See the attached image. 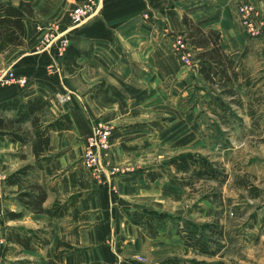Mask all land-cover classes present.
Wrapping results in <instances>:
<instances>
[{
	"label": "crops",
	"instance_id": "obj_1",
	"mask_svg": "<svg viewBox=\"0 0 264 264\" xmlns=\"http://www.w3.org/2000/svg\"><path fill=\"white\" fill-rule=\"evenodd\" d=\"M20 1L30 4L33 19L24 23V46L0 55V68L25 76L28 85L0 87V102L40 96L50 101L53 115L68 114L71 129L49 136L47 156L52 158L53 174L40 171L47 177L43 207L78 196V214L74 217L69 210L59 219L33 214L16 199L17 188L6 186L9 191L0 200V264H113L125 263L134 255L137 264L144 259L148 264L176 259L174 252H185L178 236L168 239L159 233L151 239L131 223L133 212L159 211L152 197L158 194L150 188L157 180L150 182L144 172L133 173L140 152L135 144L152 136L159 107L187 106L192 78L202 81L197 64L184 66L173 52L175 35L186 31L183 16L202 29L218 31L224 54L249 57L257 43L264 47V0H97L95 15L78 28L69 26V14L83 0H0L13 6ZM241 2L253 3L258 12L256 36L240 23ZM48 26H55L69 44L84 52L73 73L64 71L56 43L41 48ZM53 61L60 71L49 74L45 68ZM59 96L67 100L61 102ZM173 109L171 122L189 123L188 114L175 115ZM97 119L112 128L109 161L123 164L132 173L115 177L105 173L95 180L83 167L85 140ZM34 164L30 143L21 146L0 140L5 177ZM7 213L20 217L11 219ZM11 229L37 232L45 242L25 250L7 243L5 235ZM118 245L121 255L116 252Z\"/></svg>",
	"mask_w": 264,
	"mask_h": 264
},
{
	"label": "rangeland",
	"instance_id": "obj_2",
	"mask_svg": "<svg viewBox=\"0 0 264 264\" xmlns=\"http://www.w3.org/2000/svg\"><path fill=\"white\" fill-rule=\"evenodd\" d=\"M177 37L175 35L173 40ZM250 50L255 52L249 57H243L245 53L236 55L241 56L238 67L241 76L238 81L228 83L230 93H220L218 85H209L193 77L189 104L183 108H172L175 115L188 114L189 123L171 122L172 109L159 107L158 121L151 124L152 136L140 138L135 144L140 152L135 157L134 167L138 168H134L133 173L154 170L169 158L190 152L217 161L227 174L221 184L202 180L192 187L179 188L170 183L168 172H164L150 186L158 194L152 197L157 200L159 211L143 212L156 216L162 237L178 236L176 230L183 220L197 224L214 223L222 228V240L218 243L221 247L215 256H201L184 248V253L174 252V260H196L206 264H264V47L257 43ZM173 52L177 55L174 48ZM216 96L228 105L229 112L224 118L221 113L211 111L212 106H216ZM108 164L121 170L114 177L132 173L121 163L113 165L108 159ZM43 174L34 171L29 179L44 183L47 177ZM8 191L4 183L3 196ZM160 211L162 213L158 214ZM176 238L173 246L177 244ZM218 238L213 237L214 240ZM116 252L123 253L119 245ZM128 259L125 263L116 261L113 264L138 262L136 255ZM142 264H148V261L144 259Z\"/></svg>",
	"mask_w": 264,
	"mask_h": 264
},
{
	"label": "trees",
	"instance_id": "obj_3",
	"mask_svg": "<svg viewBox=\"0 0 264 264\" xmlns=\"http://www.w3.org/2000/svg\"><path fill=\"white\" fill-rule=\"evenodd\" d=\"M32 19L33 10L28 2L20 1L17 6L9 2H0V55L5 56L14 49L24 46V23ZM182 23L186 31L180 36H183L192 48L194 53L192 60L197 64L201 80L209 85H218L221 88L220 93H230V90H227L228 83L238 81L241 76L238 68L241 56L223 53L218 31L210 28L202 29L186 16H183ZM83 54L84 52L75 44H68L62 55L64 71L68 74L73 73L78 68L77 59ZM214 104L216 106H212V113H221L224 118V115L229 112L228 105L218 96L214 98ZM71 127L68 114L53 115L50 101L40 96L26 101L14 97L0 102V140L18 143L21 146L30 143L35 158L34 165H25L16 170L6 178L4 183L8 187L17 188L16 199L23 208L33 214H44L57 219L64 217L69 210L74 217L78 214V196L64 201L56 200L49 208H44L43 204L47 199L44 183L32 182L29 179L34 171H43L47 175L53 174L52 158L47 156L50 133L70 130ZM170 171H172L171 175H169ZM164 172H168L170 183L179 188L192 187L194 183L202 180L221 184L227 178L224 168L217 161L190 152L171 157L165 164L157 166L154 170L147 169L145 175L150 182H154ZM6 216L18 219L20 214L7 213ZM131 223L141 228L151 239L159 235L160 226L152 213L133 212ZM176 234L180 237L184 248L191 249L201 256L213 257L221 247L218 243L222 240V228L214 223L197 224L190 220H183L178 225ZM214 236L219 238L214 240ZM5 240L7 243L29 251L45 242V239L38 237L37 232L23 229L8 230ZM217 244L218 246H215ZM163 264L206 263L196 260H169Z\"/></svg>",
	"mask_w": 264,
	"mask_h": 264
},
{
	"label": "built area",
	"instance_id": "obj_4",
	"mask_svg": "<svg viewBox=\"0 0 264 264\" xmlns=\"http://www.w3.org/2000/svg\"><path fill=\"white\" fill-rule=\"evenodd\" d=\"M97 0H83L76 4L69 14V22L71 28H78L92 18L97 11ZM237 12L240 23L250 36H256L259 29L255 20L258 12L251 2H241L238 5ZM55 26H48L42 37L41 48H47L49 45L57 44L58 57H62L69 42L65 34L58 33L54 30ZM172 47L179 56L184 66H193L195 62L192 60V48L183 36H178L173 40ZM46 72L49 74L58 73L60 71L56 61L46 66ZM28 85V79L17 74L11 68H0V87H18L25 88ZM59 100L64 102L66 97L59 96ZM112 128L103 121L97 119L93 125L90 135L85 140V146L81 157L83 167L88 170L95 180H99L105 173L110 177L116 175L121 170L119 167L110 166L108 164V153L110 151V136ZM7 177L0 171V200L2 197V188ZM2 217L0 213V218Z\"/></svg>",
	"mask_w": 264,
	"mask_h": 264
}]
</instances>
